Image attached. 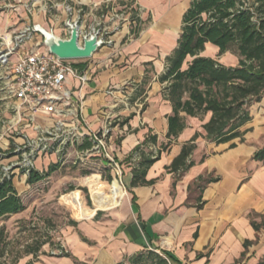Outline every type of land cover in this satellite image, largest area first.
<instances>
[{
	"label": "crops",
	"instance_id": "1",
	"mask_svg": "<svg viewBox=\"0 0 264 264\" xmlns=\"http://www.w3.org/2000/svg\"><path fill=\"white\" fill-rule=\"evenodd\" d=\"M190 1L52 0L57 5L45 2L37 14L25 10L21 22L17 5L0 2V15L4 10L8 15L0 24V34L39 22L66 37L65 21L77 19L79 7L83 29L101 15L109 21L113 11L125 18L111 32V43L101 44L91 58L76 61L88 71V81L81 87L73 77L66 81L73 94L81 96L80 113L89 128L99 129L107 118L113 122L109 149L126 190L118 186L111 209L119 199L120 204L100 220L76 222L64 231L68 255L45 252L21 257L15 264H119L148 249L167 252L171 264H258L262 260L264 161L255 159L254 153L264 146V93L249 105L250 119L240 127L241 138L227 142L207 138L202 124L210 112L202 117L180 112L182 130L176 136L167 134L173 110L164 97L167 80L162 75L167 57L177 47ZM64 4L73 7L71 15ZM200 55L230 66L238 61L228 51L218 55L211 43ZM5 135L0 133L1 150L13 145V136ZM184 144H194L185 159L190 166L171 169ZM155 154L158 157L145 169L144 179L149 182L133 185L134 170ZM7 161L0 159V164Z\"/></svg>",
	"mask_w": 264,
	"mask_h": 264
},
{
	"label": "trees",
	"instance_id": "2",
	"mask_svg": "<svg viewBox=\"0 0 264 264\" xmlns=\"http://www.w3.org/2000/svg\"><path fill=\"white\" fill-rule=\"evenodd\" d=\"M206 43L216 46L218 55L227 51L234 54L238 59L237 64L224 65L216 58L200 55ZM162 79L167 80L163 92L173 110L172 115L168 116V135L176 136L182 130L184 122L180 112L198 117L210 112L209 120L202 124L207 138L216 142L241 138L240 127L250 119L249 105L258 101L264 93V0H191L182 16L177 47L167 57ZM196 136L197 133L194 138ZM193 147L194 144H184L169 167L185 170L190 166L191 163H186L185 159ZM157 157L155 154L140 163L139 169L133 172V185L149 182L144 179L145 169ZM254 158L264 161V146L254 153ZM55 167L56 163H53L49 171ZM46 174L30 169L25 182L33 184ZM83 180L91 193L93 208L83 206L78 191L66 196L77 208L78 217L88 218L95 209L108 210L114 206L118 186H110V194L106 195L96 175ZM24 208L13 185L12 175L2 176L0 170V218ZM70 222L76 224L74 220ZM252 224L257 228L255 223ZM10 243L5 227L1 226L0 264H5L2 259L11 252ZM46 243L52 244L53 239H36L33 244L23 246L8 264H15L27 255L36 257L45 253L41 248ZM61 254L69 253L62 249ZM168 259L170 256L167 252L148 249L137 252L119 264H171ZM258 264H264V255Z\"/></svg>",
	"mask_w": 264,
	"mask_h": 264
},
{
	"label": "built area",
	"instance_id": "3",
	"mask_svg": "<svg viewBox=\"0 0 264 264\" xmlns=\"http://www.w3.org/2000/svg\"><path fill=\"white\" fill-rule=\"evenodd\" d=\"M44 1L52 7L57 5L52 0ZM64 9L70 15L73 12L70 4H64ZM77 13L79 40L83 34L99 29L102 44L111 43V32L125 19L123 13L113 11L109 21L101 15L83 29L82 7ZM65 27L68 31L66 21ZM28 40L31 45H27ZM40 46H44L42 37L33 29V23L0 34V89L12 99L4 133L17 136H13L11 148L0 149V159L8 158L0 164L2 176L9 177L14 170L27 176L30 169H36L39 157L53 156L54 163L70 162L73 166L97 158L113 169L121 183L119 165L109 149L114 141L113 122L107 118L99 129L89 128L80 113L81 96H75L66 85L67 78L73 77L83 86L89 79L88 71L77 66V60L57 58L45 46L40 52ZM62 249L60 246V252Z\"/></svg>",
	"mask_w": 264,
	"mask_h": 264
},
{
	"label": "rangeland",
	"instance_id": "4",
	"mask_svg": "<svg viewBox=\"0 0 264 264\" xmlns=\"http://www.w3.org/2000/svg\"><path fill=\"white\" fill-rule=\"evenodd\" d=\"M0 2H10L17 5L20 10L19 13L17 12L16 14L19 19L18 22L22 21L21 17L22 14L24 15L25 10L30 9L33 13L37 14L39 13L38 9L41 5L45 4L44 0H0ZM3 13L4 14L0 15V24H3L8 17L5 10ZM37 16L35 17L37 18ZM56 29L58 30L59 28ZM31 44L32 41L28 40L27 45ZM44 49V46L39 47L40 52H43ZM11 102L12 99L8 98L5 91L0 89V133L4 138H6L4 133L6 122L11 117ZM11 136L17 138V136L13 134ZM7 139L8 141H11V138L9 137H7ZM53 159V157L49 156L47 158L45 157L36 160V169L47 174L43 179L33 184H27L25 182V175L21 171H12L14 174L13 181L25 208L18 213L0 218V227H5V230L11 239V252L2 259L5 264L12 261L17 254V251H21L23 246L33 244L36 239L41 240L45 237H51L53 243L44 244L41 248L43 251L47 253L61 254L62 250L60 252L59 248H57L61 246L64 249L63 251L68 252L63 243L62 237L64 231L72 226L70 222L71 220L79 223L88 222L94 218L100 220L104 217V214H107L120 204L119 199L117 205L113 209H95L93 214L88 218L78 217L76 215L77 208L69 202L66 196L71 192L78 191L83 206L93 208L91 193L89 192L87 185L84 183V178L96 175L100 180L101 187L106 195L110 194V186L116 184H119L123 191L126 189L120 183L118 175H116L109 166L105 165L101 159L91 158L86 165L80 166H73L70 162H66L62 165L56 163V167L52 171H49V168L54 163ZM114 178L118 180V183L113 180ZM98 211H101L102 214L96 217Z\"/></svg>",
	"mask_w": 264,
	"mask_h": 264
},
{
	"label": "water",
	"instance_id": "5",
	"mask_svg": "<svg viewBox=\"0 0 264 264\" xmlns=\"http://www.w3.org/2000/svg\"><path fill=\"white\" fill-rule=\"evenodd\" d=\"M66 25L68 27L66 37L58 35L52 28H46L39 22L33 23V29L41 35L42 43L48 52L57 58L65 60L91 58L102 44V38L98 37L99 29L83 34L79 40L80 21L69 18Z\"/></svg>",
	"mask_w": 264,
	"mask_h": 264
},
{
	"label": "bare ground",
	"instance_id": "6",
	"mask_svg": "<svg viewBox=\"0 0 264 264\" xmlns=\"http://www.w3.org/2000/svg\"><path fill=\"white\" fill-rule=\"evenodd\" d=\"M116 182L118 183V181L116 180ZM116 186H120L119 184H116Z\"/></svg>",
	"mask_w": 264,
	"mask_h": 264
}]
</instances>
